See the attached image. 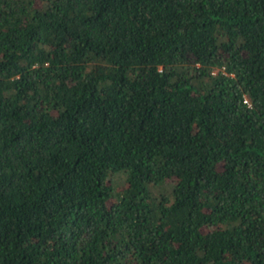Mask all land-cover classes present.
<instances>
[{"label":"trees","instance_id":"1","mask_svg":"<svg viewBox=\"0 0 264 264\" xmlns=\"http://www.w3.org/2000/svg\"><path fill=\"white\" fill-rule=\"evenodd\" d=\"M0 264H264V0H0Z\"/></svg>","mask_w":264,"mask_h":264}]
</instances>
